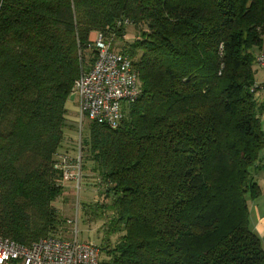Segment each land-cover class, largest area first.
<instances>
[{"label":"trees","instance_id":"1","mask_svg":"<svg viewBox=\"0 0 264 264\" xmlns=\"http://www.w3.org/2000/svg\"><path fill=\"white\" fill-rule=\"evenodd\" d=\"M1 3L0 239L32 246L63 227L67 104L95 33L132 61L140 90L119 129L82 136V173L108 204L101 264H264L249 205L263 194L264 0Z\"/></svg>","mask_w":264,"mask_h":264},{"label":"built area","instance_id":"2","mask_svg":"<svg viewBox=\"0 0 264 264\" xmlns=\"http://www.w3.org/2000/svg\"><path fill=\"white\" fill-rule=\"evenodd\" d=\"M2 3L0 4V15ZM93 41L96 59L93 66L82 74L74 88L82 117L90 123L103 124L111 130L119 129L123 107L139 95L138 78L132 61L112 51L110 44L97 34ZM264 70V49L256 58ZM62 171L61 184L82 182V156H65L57 167ZM0 264H101L100 249L93 243L73 239L46 238L32 246L20 245L9 239H0Z\"/></svg>","mask_w":264,"mask_h":264},{"label":"rangeland","instance_id":"3","mask_svg":"<svg viewBox=\"0 0 264 264\" xmlns=\"http://www.w3.org/2000/svg\"><path fill=\"white\" fill-rule=\"evenodd\" d=\"M138 34V31L134 28H127V38L124 41H115V49L122 50L124 46H128L134 42V36ZM97 38V37H96ZM96 41L95 39H93ZM88 60L95 57L93 52H87ZM89 65H91L89 63ZM87 65V68L90 66ZM257 80L259 83L264 82V71L260 70L257 73ZM72 99H77L72 97ZM75 123L70 122V127L65 140V148L61 157L72 156L74 158L83 157L85 151H83V134L85 136L89 133L90 121L82 115H77ZM73 124V125H72ZM262 131L264 132V116L261 120ZM264 155V154H263ZM62 160V159H60ZM84 164V159H83ZM84 174V177H83ZM260 174L257 176V182L260 180ZM74 183V182H72ZM259 184V183H258ZM264 195V185L259 184ZM71 194L63 196L58 199L54 206L59 209L62 219L64 220L63 227L59 229L56 237L63 239H73L78 236V240L81 243H93L96 246L103 248L109 239V232L106 224V220L101 216L100 208L105 204L107 200L104 198L103 189L100 179L93 175L87 169H83L81 186L78 189L76 183L71 189ZM104 198V200H103ZM104 203V204H103ZM250 211L253 217V221L256 218L257 207L264 210V204L256 201H249ZM257 206V207H255ZM112 243L115 238L111 239ZM102 260H105V256L102 254Z\"/></svg>","mask_w":264,"mask_h":264},{"label":"crops","instance_id":"4","mask_svg":"<svg viewBox=\"0 0 264 264\" xmlns=\"http://www.w3.org/2000/svg\"><path fill=\"white\" fill-rule=\"evenodd\" d=\"M97 34H92L91 39H96ZM94 41V40H93ZM72 97H76L77 99H72ZM67 110H68V115H67V120L68 123L70 125V122L75 123L73 126L76 125V118L77 115L81 116V108H80V102L77 96L73 95L70 97L68 104H67ZM69 133V132H68ZM69 157H72L70 155H68ZM260 180H259V184H263L264 185V162L261 164L260 166ZM75 183H70L66 186V189L64 191V197L71 194V189L74 187ZM263 192V191H262ZM259 203H263L264 204V195L262 194V197L258 200ZM257 207V206H255ZM251 214V211H250ZM251 226L254 229V231L256 232V234L261 238L262 243H263V247H264V210L261 211V209L259 207H257V214H256V218L253 221V217L251 214Z\"/></svg>","mask_w":264,"mask_h":264}]
</instances>
